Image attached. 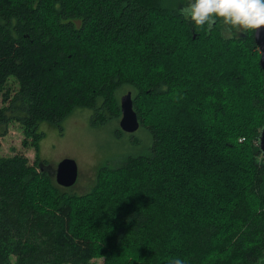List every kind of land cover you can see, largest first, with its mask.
Masks as SVG:
<instances>
[{"label": "trees", "instance_id": "trees-1", "mask_svg": "<svg viewBox=\"0 0 264 264\" xmlns=\"http://www.w3.org/2000/svg\"><path fill=\"white\" fill-rule=\"evenodd\" d=\"M11 1L0 0V136L19 123L36 158L0 153V264H264L254 32L198 29L180 0ZM125 91L143 151L116 152L85 194L58 185L38 125L77 108L94 127L120 120Z\"/></svg>", "mask_w": 264, "mask_h": 264}, {"label": "rangeland", "instance_id": "rangeland-1", "mask_svg": "<svg viewBox=\"0 0 264 264\" xmlns=\"http://www.w3.org/2000/svg\"><path fill=\"white\" fill-rule=\"evenodd\" d=\"M9 3L12 1L8 0L7 4ZM185 3L186 0H180L177 7ZM220 27L223 35L230 34L225 26ZM195 67L199 69L202 66L196 64ZM118 121L119 118L105 125L94 127L90 125L88 110L77 108L58 125L41 122L38 125V131L43 132V137L38 142L37 154L42 161L47 162L45 169L54 179L57 164L61 160L65 158L74 160L77 166L76 181L65 188L76 195L85 194L92 189L95 183L97 168L104 163L115 165L120 159L121 156L116 157V152L127 149L126 153H139L144 149L148 137L147 129L140 126L132 134L118 133L116 131ZM25 138L19 123L12 122L7 128V134L0 136V153L5 156L22 153L28 157L30 163H33L36 151L23 146L22 141ZM118 139H121L123 144ZM27 140L29 142L30 139L27 138ZM111 192H116V189L114 188ZM90 261V264H103L102 257Z\"/></svg>", "mask_w": 264, "mask_h": 264}, {"label": "clouds", "instance_id": "clouds-1", "mask_svg": "<svg viewBox=\"0 0 264 264\" xmlns=\"http://www.w3.org/2000/svg\"><path fill=\"white\" fill-rule=\"evenodd\" d=\"M177 12L202 30H211L218 21L228 31L264 29V0H186ZM169 264H184V261L174 257L169 259Z\"/></svg>", "mask_w": 264, "mask_h": 264}, {"label": "water", "instance_id": "water-1", "mask_svg": "<svg viewBox=\"0 0 264 264\" xmlns=\"http://www.w3.org/2000/svg\"><path fill=\"white\" fill-rule=\"evenodd\" d=\"M255 43L260 52V67L264 71V29L254 32ZM120 129L125 132H134L139 128L138 117L133 110L131 92L128 91L120 97ZM258 146L264 153V125L258 134ZM77 177V166L74 160L65 158L61 160L56 167L55 180L58 185L69 187L73 185Z\"/></svg>", "mask_w": 264, "mask_h": 264}, {"label": "flooded vegetation", "instance_id": "flooded-vegetation-1", "mask_svg": "<svg viewBox=\"0 0 264 264\" xmlns=\"http://www.w3.org/2000/svg\"><path fill=\"white\" fill-rule=\"evenodd\" d=\"M124 94H125V93H124ZM124 94H123V95H124ZM121 96H122V95H121ZM121 96H120V97H121ZM134 132H135V131H134ZM134 132H127V133H130V134H131V133H134Z\"/></svg>", "mask_w": 264, "mask_h": 264}]
</instances>
